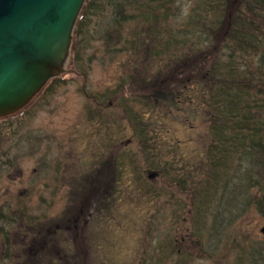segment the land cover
I'll use <instances>...</instances> for the list:
<instances>
[{
  "label": "rangeland",
  "instance_id": "obj_1",
  "mask_svg": "<svg viewBox=\"0 0 264 264\" xmlns=\"http://www.w3.org/2000/svg\"><path fill=\"white\" fill-rule=\"evenodd\" d=\"M246 1L230 0L221 24ZM197 5L174 0L154 39L137 31L158 46L149 60L125 44L136 25L111 28L104 4L66 73L0 121V264H56L57 249V264H264L262 191L234 169L213 184V109L196 84L226 40L189 23ZM164 32L185 44L164 48Z\"/></svg>",
  "mask_w": 264,
  "mask_h": 264
},
{
  "label": "trees",
  "instance_id": "obj_2",
  "mask_svg": "<svg viewBox=\"0 0 264 264\" xmlns=\"http://www.w3.org/2000/svg\"><path fill=\"white\" fill-rule=\"evenodd\" d=\"M173 1L147 0L148 4H144V0H88L76 29V51L80 49L81 37L86 33L90 17L106 4L112 7L111 15L114 16L111 28L136 25L137 30L132 32L130 41H125V44L129 43V49L145 53L149 60L157 58L158 46L151 53L146 45L137 42V31L142 28L149 38H156L161 33L162 24L175 18V13L179 12V6L174 7ZM197 1L189 23L195 27L204 24L208 38H213V34L222 30V39L226 40L223 56L212 66L213 70L207 72V77L203 78L200 73L202 80L196 84L203 94L210 97L209 106L213 109V139L208 148L209 162L213 167L211 174L216 177L213 184L220 180L223 173L228 180L231 176L228 170L234 169L232 176L240 178L242 189L246 192L255 188L262 191L257 206L264 213V0H247L238 5L233 12H228L227 25L221 24V20L227 13L230 0ZM164 34L168 41L163 46L167 49L185 44L187 38L179 40L175 33ZM179 34L183 36V33ZM113 40L116 39L109 32L107 44ZM122 40L118 37L119 42ZM203 83L207 84L206 87H201Z\"/></svg>",
  "mask_w": 264,
  "mask_h": 264
},
{
  "label": "water",
  "instance_id": "obj_3",
  "mask_svg": "<svg viewBox=\"0 0 264 264\" xmlns=\"http://www.w3.org/2000/svg\"><path fill=\"white\" fill-rule=\"evenodd\" d=\"M87 1L0 0V121L66 73Z\"/></svg>",
  "mask_w": 264,
  "mask_h": 264
},
{
  "label": "flooded vegetation",
  "instance_id": "obj_4",
  "mask_svg": "<svg viewBox=\"0 0 264 264\" xmlns=\"http://www.w3.org/2000/svg\"><path fill=\"white\" fill-rule=\"evenodd\" d=\"M43 200L45 201L46 199L43 198L42 201H43ZM51 250H53V252H54V249H51ZM34 251H35V250H34ZM40 251H42L43 254L41 253V254H39V255L42 256L43 258H46L45 260L49 259V258L52 256V254H53V252H52L51 254L48 253L46 247L43 248V249H41ZM40 251H38L37 254L40 253ZM35 254H36V251H35ZM30 255L33 256L34 253H32V254H30ZM39 255H38V256H39ZM55 255H56V256H55V259H56V260L53 259V260H50V261H52L53 263L56 262V264H57V263H59V261L61 262V251L59 252V249H57ZM34 258H35V257H34ZM47 261H48V260H47ZM50 261H49V262H50Z\"/></svg>",
  "mask_w": 264,
  "mask_h": 264
}]
</instances>
